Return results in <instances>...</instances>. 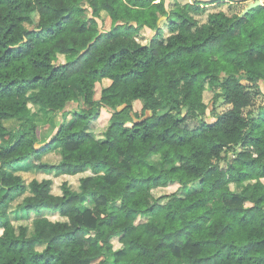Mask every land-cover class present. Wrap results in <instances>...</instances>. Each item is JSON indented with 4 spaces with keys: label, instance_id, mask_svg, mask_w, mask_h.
<instances>
[{
    "label": "trees",
    "instance_id": "16d2710c",
    "mask_svg": "<svg viewBox=\"0 0 264 264\" xmlns=\"http://www.w3.org/2000/svg\"><path fill=\"white\" fill-rule=\"evenodd\" d=\"M81 1L0 0V264H264V113L241 114L264 82V3L245 13L211 11L200 22L201 0L171 8L164 0H91L94 17L84 16ZM107 18L111 27L102 30L98 19ZM144 27L154 30L146 43L135 37ZM244 67L251 74L234 78ZM220 73L238 107L174 132L187 119L171 116L180 81L190 89ZM149 89L173 108L131 128L114 119ZM73 100L97 110L67 109ZM100 100L125 108L98 135ZM29 101L61 111L59 127L51 122L41 133L26 114ZM240 144L250 149L221 165ZM54 148L59 162L43 161ZM35 171L89 172L57 194L51 177L26 181L22 172Z\"/></svg>",
    "mask_w": 264,
    "mask_h": 264
},
{
    "label": "clouds",
    "instance_id": "9594fccd",
    "mask_svg": "<svg viewBox=\"0 0 264 264\" xmlns=\"http://www.w3.org/2000/svg\"><path fill=\"white\" fill-rule=\"evenodd\" d=\"M252 3V0H247V2L239 5V10L243 11L248 8ZM260 3H264V0H260ZM147 41H145L146 43ZM246 74H251L248 72V68L244 67L242 71H238L234 74V78H240ZM176 75H180L177 73ZM264 79V76L261 77ZM243 82V81H242ZM201 85L202 90H201ZM230 83L225 82V74L220 73L218 79L206 81L201 79L194 88H187L184 80H181L177 89V103L175 110L171 111V116L175 119L177 116L187 115V119L183 124H180L177 128H174L173 131L179 135L185 134V124L187 127V132L190 133L193 128L199 125L202 121L205 124H213L217 121V118L223 113L234 110L238 107L237 101L240 99L234 92L230 90ZM190 91L192 93V98L189 101L184 100V92ZM262 96H264V87L260 89ZM230 97L229 103H224V99ZM93 101L96 100L94 96ZM83 103V101H81ZM128 103H131L133 106L130 109H126L122 114L114 116V119L123 120L124 127L131 128V125L135 122L136 119H142L144 117L151 118L153 120L160 117L163 113L169 112L173 108V103L169 100H166L163 93L157 95L154 91L149 89V94L140 95L138 100H129ZM255 103V101H253ZM146 105V107H145ZM84 109L86 111L95 112L97 110V104L93 103L91 108L87 104H84ZM99 106L106 110V114L112 115L115 113H120L121 109L125 108L124 103H119L115 101H105L100 100ZM248 109L243 108L241 110L242 115H247ZM134 114V115H133ZM255 115V108L252 112ZM71 116L68 117L70 121ZM170 126V125H169ZM59 123H57V128ZM115 132V129L113 130ZM159 130H156L155 134H158ZM55 134V131L52 133ZM115 135L119 137V133L115 132ZM98 139L100 137H97ZM238 146H234V152L229 153V161L231 157L235 154ZM184 161L176 160L175 164L183 165ZM171 165H165V168ZM179 186V184H178ZM226 190H234L232 184L227 185ZM163 203V202H162Z\"/></svg>",
    "mask_w": 264,
    "mask_h": 264
},
{
    "label": "rangeland",
    "instance_id": "374dc122",
    "mask_svg": "<svg viewBox=\"0 0 264 264\" xmlns=\"http://www.w3.org/2000/svg\"><path fill=\"white\" fill-rule=\"evenodd\" d=\"M90 1L91 0H82L81 1V5L86 9L85 10V14L84 16H88V17H94L93 14V10L90 7ZM166 3V6L168 8H171L173 6V4L175 2H180V3H186V2H190L193 0H164ZM203 1L202 5H204L206 7V9L204 11H201L200 13H196L195 16L199 19L200 22L206 21L207 17H208V13L211 11H215V10H224L228 13H233L235 11H239V5H241L242 3L247 2V0H232L231 2H229V0L225 1V2H210L211 0H201ZM254 1V0H253ZM245 10V9H244ZM243 10V11H244ZM36 18H38L37 14L35 16ZM99 21V25L100 28L102 30H108L111 27V18H107L105 21L98 19ZM160 26L162 27L161 30H163L164 34L167 36L170 33V28L166 22L165 17H162L161 20L159 21ZM26 27H29L30 24H25ZM154 34V30L149 28V27H144L142 28L138 33H135V37L145 43V41H149V39L153 36ZM64 60V56H60L59 59L54 58L53 61L55 63H59L60 61ZM103 86H105L107 89H111L114 85L113 81L109 78H104L103 79ZM262 87H264V82L261 83ZM33 91V90H32ZM30 91V93L32 92ZM224 103H227L224 101ZM84 104L81 103V100L79 101H72L67 105V109H74V108H81L84 107ZM255 108V113L257 112H263L264 113V96H262V94L258 95L256 97L255 103L252 107H248V110L253 111V109ZM262 108V109H261ZM26 114L31 116L33 118V120L39 124V128H40V132L42 133L43 131H47L50 130V126L49 123L51 122H55L56 124L59 123L62 119V113L61 111H50L48 110L45 106L43 105H37L34 104L32 101H29L28 106L26 108ZM110 115L106 114V110L102 108L101 110V116L98 120L95 121V123L93 124V130L96 134L100 135L103 133L104 129L106 128L107 124H108V119H109ZM250 148L246 147L243 144L238 145V148L236 151H242V150H248ZM233 150L224 152L225 158L220 162L221 165L223 166H227L228 163L233 160L236 157V152L235 154L231 157L230 161H229V153H233ZM61 156L59 153V150H57V148L52 149L51 151L43 154L42 159L43 161H47L50 163H58L60 160ZM153 160L157 161L159 159L158 156H154L152 157ZM89 171L83 173V174H78V175H68V174H59L56 172H51V173H45V172H22L23 176L25 177L26 181L29 182L32 178L36 177V178H44V177H51L54 181L53 184V192L54 193H61V184L65 181L68 180L70 183L73 184V186H77L78 182H79V178L84 175L87 174ZM234 186V185H233ZM178 187V185H172L169 187H164V186H160V187H156L154 188V193L156 195H160L162 193H166V192H171L173 190H175ZM47 215H49L51 218H59V219H64L63 217H61L59 214L57 213H47ZM34 215H31V218H33ZM31 218L29 219H24L23 222H28L31 223ZM19 222V221H18ZM1 233V230H0ZM114 244L115 247H118L120 245L119 241L117 238L114 239Z\"/></svg>",
    "mask_w": 264,
    "mask_h": 264
},
{
    "label": "water",
    "instance_id": "95a60500",
    "mask_svg": "<svg viewBox=\"0 0 264 264\" xmlns=\"http://www.w3.org/2000/svg\"><path fill=\"white\" fill-rule=\"evenodd\" d=\"M263 3H260V0H255V1H253L250 5H249V7L248 8H246L244 11H243V13H245V12H248L250 9H252L253 7H256V6H258V5H262Z\"/></svg>",
    "mask_w": 264,
    "mask_h": 264
},
{
    "label": "crops",
    "instance_id": "0c3cea01",
    "mask_svg": "<svg viewBox=\"0 0 264 264\" xmlns=\"http://www.w3.org/2000/svg\"><path fill=\"white\" fill-rule=\"evenodd\" d=\"M230 1V0H229ZM246 1V0H245ZM255 1V0H254ZM252 2H253V0H252Z\"/></svg>",
    "mask_w": 264,
    "mask_h": 264
}]
</instances>
